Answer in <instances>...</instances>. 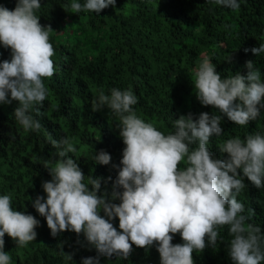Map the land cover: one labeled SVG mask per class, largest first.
Returning <instances> with one entry per match:
<instances>
[{
    "label": "clouds",
    "instance_id": "1",
    "mask_svg": "<svg viewBox=\"0 0 264 264\" xmlns=\"http://www.w3.org/2000/svg\"><path fill=\"white\" fill-rule=\"evenodd\" d=\"M116 3L71 0L69 7L74 14H99L109 6L115 8ZM207 3L232 11L241 7L239 0ZM41 7V0H16L13 10L0 4V46L10 49V59L0 61V104L17 102L15 121L25 132L37 133L43 125L36 117L49 97L44 81L56 73L51 43L56 32L50 24L40 23L36 13ZM244 51L259 56L264 53V43ZM244 67L246 74L236 72L222 78L212 59L205 56L200 60L193 69L196 97L219 114L179 115L173 120L174 131L167 134L137 115L138 97L131 85L123 90L113 87L109 94L99 88L91 102L92 111L106 107L119 121L124 148L119 165L112 164L118 174L114 181L111 176L86 178L70 155L76 152L74 137L57 140L48 133L56 152L42 164L51 179L41 184L46 197L37 195L32 205L45 218L51 235L65 231L83 234L97 255L82 258L81 264H99L100 257L114 255L127 260L133 245L146 249L155 245L160 264H195L193 253L223 243L220 229L227 227L232 264H264V232L252 222L253 210L246 214L245 205L237 199L247 187L244 178L256 188H264V134L225 140L217 147L227 159L215 158L208 147L211 137L223 135V117L243 127L264 110L262 72L252 60ZM93 159L100 165L112 161L104 149L96 151ZM117 200L119 203L114 202ZM117 218L119 231L112 223ZM39 226L35 216L13 207L10 193L0 195V264H12L11 254L4 250L6 234L16 248H24L37 239ZM176 234L182 243H172ZM57 247L60 256L73 260V253L65 252L63 244Z\"/></svg>",
    "mask_w": 264,
    "mask_h": 264
},
{
    "label": "trees",
    "instance_id": "2",
    "mask_svg": "<svg viewBox=\"0 0 264 264\" xmlns=\"http://www.w3.org/2000/svg\"><path fill=\"white\" fill-rule=\"evenodd\" d=\"M239 2L240 9L232 11L207 0H117L115 8L109 6L99 14H74L71 0H41L36 13L40 23L50 24L56 32L51 36L56 73L44 81L49 97L36 117L42 129L25 132L13 114L18 103L0 104V195L10 193L16 210L40 221L37 239L27 247L16 248L5 235L4 250L11 254L12 264H81L82 258L97 255L83 234L65 231L53 237L32 200L37 195L46 197L41 184L51 179L42 164L56 152L48 133L57 140L74 137L76 152L70 155L86 178L111 176L115 180L118 173L112 164L119 165L124 144L118 119L106 107L92 111L91 102L99 88L109 94L113 87L123 90L131 85L138 97L134 106L137 115L167 134L174 131L173 120L179 115L219 114L199 102L192 83L193 69L205 56L212 59L222 78L236 72L246 74L245 62L252 60L264 79V53L255 56L244 51L264 43V0ZM0 4L13 10L16 0H0ZM6 59H10V49L0 46V61ZM221 127L223 135L211 137L208 147L215 158L227 159L217 146L235 136L243 139L249 133L264 134V110L243 127L225 116ZM100 149L111 155L109 165L95 163L93 157ZM244 182L247 187L237 199L245 205L246 214L253 210L252 222L264 232V188H256L247 178ZM111 187L110 181L109 191ZM104 188L102 183L101 192ZM112 223L119 231L118 218ZM220 235L224 242H218L215 249L209 246L202 253H193L195 264H232L227 227L220 229ZM182 242L179 234L172 241ZM59 244L65 252L73 253L72 261L59 255ZM99 264H160V256L155 245L147 249L133 245L127 260L114 255L100 257Z\"/></svg>",
    "mask_w": 264,
    "mask_h": 264
}]
</instances>
